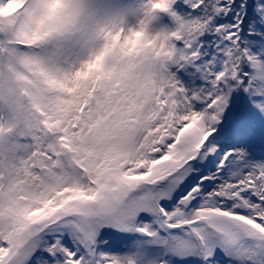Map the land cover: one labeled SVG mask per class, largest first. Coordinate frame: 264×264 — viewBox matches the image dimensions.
<instances>
[{
    "label": "snow or ice",
    "instance_id": "obj_1",
    "mask_svg": "<svg viewBox=\"0 0 264 264\" xmlns=\"http://www.w3.org/2000/svg\"><path fill=\"white\" fill-rule=\"evenodd\" d=\"M0 264H264V0H0Z\"/></svg>",
    "mask_w": 264,
    "mask_h": 264
}]
</instances>
